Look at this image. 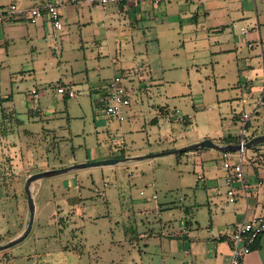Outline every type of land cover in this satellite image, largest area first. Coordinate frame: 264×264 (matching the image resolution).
<instances>
[{"label": "rangeland", "instance_id": "374dc122", "mask_svg": "<svg viewBox=\"0 0 264 264\" xmlns=\"http://www.w3.org/2000/svg\"><path fill=\"white\" fill-rule=\"evenodd\" d=\"M1 1L19 7L15 1ZM140 4L147 14L136 18L112 5L105 10L93 7L91 12L86 4L74 5L78 10L70 9L67 25L47 39L25 18L22 22L34 27L33 39L16 36L14 42L0 45V103L12 96L13 104H8L14 110L6 117L0 109V143H8L0 145V244L27 225L24 182L30 170L114 158L125 151L149 155L163 147L188 145L182 144L198 134L238 131L228 103L219 108L216 101L231 93L233 83L227 82L234 62L231 55L212 50L215 40L225 44L229 38L215 36L217 31L203 22L202 14L199 21L193 20L200 4ZM89 14L93 21L87 22ZM197 23L204 27L194 31L191 27ZM19 29L12 33L22 35ZM112 68L127 86L136 87L128 115L120 121L105 115L97 103L104 87L97 81ZM60 78L72 83L73 97L56 93ZM252 92L256 100L255 86ZM159 106L166 114L157 112ZM252 107L246 104L244 111L252 112ZM174 108L190 114L191 123L170 117ZM253 116L252 112L250 123ZM153 117L156 122H151ZM47 126L54 130L48 132L43 128ZM193 151L148 156L137 160V166L98 164L34 180L30 230L21 241L0 250V264H168L166 232L185 221H220L221 203L207 197L208 177L202 175L200 158ZM217 162L222 170L223 158ZM213 178L218 194H225L221 175Z\"/></svg>", "mask_w": 264, "mask_h": 264}, {"label": "crops", "instance_id": "0c3cea01", "mask_svg": "<svg viewBox=\"0 0 264 264\" xmlns=\"http://www.w3.org/2000/svg\"><path fill=\"white\" fill-rule=\"evenodd\" d=\"M14 1L19 4L20 8H23L30 6L39 0H11V2ZM167 1L170 2L171 0ZM177 1L185 7L189 1L194 4H200V7H197V10H195V14L192 15L193 20L196 22L199 21L198 16L202 14L203 19L205 20L203 22L207 23L206 25H209V27L214 31H217L215 36L229 38L225 41V44H220V41L215 40L217 45L214 47V50H212L216 53V55H231L234 62V71L231 76V82H227V84L233 83L230 89L231 93L225 98H217L216 101L219 108H221L223 104L228 103L231 118L235 123H239L237 127L238 131L236 132L220 133L214 136L198 134L193 138L184 141L182 145L197 142L206 137L219 144H235V140H239L243 136L248 138L250 135L255 136L264 133V57L262 56V54H264V0ZM143 2H149L152 6L160 3V1L158 3H151L150 1ZM4 3V1L0 0V6L6 5ZM28 3L30 5H27ZM140 3L142 2L134 3L131 1H123L108 5L115 6L121 12L133 15V18H136V14L140 17L147 14V7H143V4ZM70 4L61 8L64 27L69 21L68 12L71 11L70 9H72V13L78 10V8H73L74 5L83 7V4H86L89 12H91L90 9L93 7H100L83 1L74 2L72 5ZM106 7L100 8L105 10ZM136 9L139 11L138 13H136ZM71 17L73 18V16ZM74 18L78 19L77 16ZM22 19H25V17L18 16L9 22H3L0 24V45H6L9 41L14 42L13 39H15L16 36L25 37L28 35L30 39H33L30 31L31 28L34 27L35 33L38 32L37 29L41 30V36L45 39H47V36H51L50 32H57L56 30H53L49 22L43 18H39L35 22L29 21L30 24H34V27L23 23ZM87 19H89L87 22L93 21V16L89 14ZM97 20L100 19L97 18ZM234 22L235 25L233 24ZM198 24L199 23L194 25L195 27L191 28L194 29V31H197L204 27L203 25L198 26ZM16 27H20L23 32L22 35L12 33V29ZM240 27H245L247 30L245 32H241ZM38 33H40V31ZM54 38L56 37L54 36ZM52 41V37L49 38L50 45L53 44ZM93 68L95 69L96 67L93 66ZM116 72L117 70L112 68L111 73L102 79H98L97 83L101 82L105 85L108 79ZM253 80L257 81L256 85H254ZM58 82L60 84H65L73 90L71 82H66L61 78L57 80L56 83ZM260 82L261 85L258 84ZM252 85L255 86V90H257L259 95L256 100L253 96ZM93 89L96 90L95 87ZM62 97L67 98L73 96L62 94ZM5 98H7V100L0 103L2 106L0 109H2V116L9 117L12 116L11 113H13L14 110L11 109L12 107L8 103L13 104V99L12 96H6ZM229 99L231 100L229 101ZM246 104L253 105V123H250L252 112L244 111V105ZM174 110H176V114H170V117H175L183 124L191 123L192 116L190 114H183L178 108L172 109V111ZM157 112L159 114H166L167 111L163 106H159ZM245 112H248V116L244 119L243 114ZM156 121V117L151 119V122ZM47 125L49 124L47 123ZM242 127L245 129L243 133ZM43 128H45L48 132L54 130L52 129L53 127L49 126ZM7 144L0 143V145ZM168 149L172 148H160L161 151ZM247 149L248 153L242 162L244 186H242V184L238 181H234L232 183L237 193L235 201L233 202H229L227 200L226 192L225 194H218L219 192L216 186L217 182H215V178H213L216 175H221L224 180V169L221 170L217 162L218 158L222 157V151L214 147H203L193 151L195 153L197 152L196 154L200 158L202 175H206V177H208L205 184L207 197L216 198L213 201L216 205L217 201L221 203L219 210L220 221L215 223V219L212 220L211 218L210 222L204 225H200L198 222L191 225V223L185 221L183 225L179 226V229L166 232L164 236L169 238L168 251L166 253L168 257V264H229L231 250L230 241L236 226L244 218L259 215L264 216V142ZM228 152L230 153L232 159H235L239 155L238 150ZM119 156L126 157V159H122L118 162H123V164L126 163V166L129 167L131 165L137 166V160L139 159L146 158L148 156L153 157L154 155H148L142 158H128L135 157L136 155H132L130 152L125 151L116 157ZM14 157L15 154H13L12 158ZM95 157L98 158L100 156L96 153ZM11 162L13 165H17L15 160L11 159L10 163ZM127 162L130 165H127ZM33 171L35 172V170H30L28 174ZM199 176L200 175H198V177ZM76 187H78V185H76ZM67 199L69 202L72 201V198ZM159 233L163 235V232H149L150 235L154 236ZM244 262L245 264H264V233L258 237L253 249L246 255Z\"/></svg>", "mask_w": 264, "mask_h": 264}, {"label": "built area", "instance_id": "2783aa9c", "mask_svg": "<svg viewBox=\"0 0 264 264\" xmlns=\"http://www.w3.org/2000/svg\"><path fill=\"white\" fill-rule=\"evenodd\" d=\"M83 1L88 4L97 5L102 8L111 3H119L123 1H131L139 3L150 1L158 3L160 0H39L38 2L27 6L17 7L15 3L0 6V24L9 22L18 16H24L28 21L35 22L39 18H43L49 22L53 30H62L64 27L63 15L61 8L65 5ZM235 25V22L233 23ZM241 32H245V27H240ZM54 50L59 53V48L55 45ZM264 57V54H262ZM55 91L58 94L67 93L68 96H74V91L71 88L65 87L63 84H56ZM33 94H36V89H31ZM136 92V87L132 84L127 86L124 82L122 74L115 73L104 85L100 96L97 98V103L105 115L114 117L117 120H124L128 115L132 104L133 95ZM171 115L176 114V110L170 111ZM248 114L244 113L243 118H247ZM245 131L242 127V133ZM244 140L240 139L239 155L232 159L228 151H222V167L224 169V181L227 184L226 196L229 202L235 201L236 190L232 183L238 181L244 186V172L242 169L243 152L242 146ZM201 177V176H199ZM149 186L154 187V183H149ZM142 195L144 192L140 190ZM152 198H156L155 193H152ZM264 233V216H251L244 218L235 228L231 237V250L229 264H245L246 255L253 249L258 237Z\"/></svg>", "mask_w": 264, "mask_h": 264}, {"label": "water", "instance_id": "95a60500", "mask_svg": "<svg viewBox=\"0 0 264 264\" xmlns=\"http://www.w3.org/2000/svg\"><path fill=\"white\" fill-rule=\"evenodd\" d=\"M262 142H264V133L255 135V136L251 137L250 139L244 141L242 146L245 149V148H250L251 146L257 145V144L262 143ZM203 147H214L220 151H235V150H238L240 148V143H237V144H219V143H215L210 138L206 137V138L201 139L200 141H197V142H194V143H191V144L179 147V148H175V149H171V150H165V151H161V152L149 154V155H157V154L165 153V152L178 153V152H182V151H186V150H196V149H200ZM145 156H148V155L128 157V158H142ZM122 159H126V158L114 157V158H106V159L95 160V161H85V162H80V163L68 165L65 167L52 168V169H47V170H43V171H37V172L30 173L24 182V191L26 194L27 204H28V208H29V217H28L27 225H26V227L22 233H20L19 235H17L13 239L9 240L8 242L0 244V250L7 248V247L21 241L28 234V232L30 230V227L32 224L33 212H34V202H33V198L31 195V184L34 180L41 178V177H44V176L66 172V171L71 170V169H77V168H81V167L98 165V164H112V163H116Z\"/></svg>", "mask_w": 264, "mask_h": 264}, {"label": "trees", "instance_id": "16d2710c", "mask_svg": "<svg viewBox=\"0 0 264 264\" xmlns=\"http://www.w3.org/2000/svg\"><path fill=\"white\" fill-rule=\"evenodd\" d=\"M56 84H59V82L58 83H56ZM56 84H55V86H56ZM63 84V83H62ZM65 87H67L65 84H63ZM69 88V87H68ZM32 93V92H31ZM64 95H67V93H64ZM251 137H253V135H250L248 138L247 137H245V136H243L241 139H243L244 141H246V140H248V139H250ZM228 139V138H227ZM228 141V140H227ZM240 142V139L239 140H235V144H237V143H239ZM255 146V145H254ZM254 146H251V147H254ZM183 152V151H182ZM181 152H178L177 154H180ZM119 157H121V156H119Z\"/></svg>", "mask_w": 264, "mask_h": 264}]
</instances>
